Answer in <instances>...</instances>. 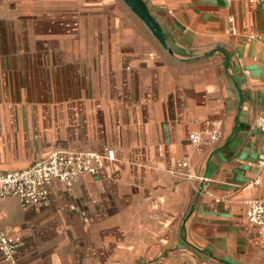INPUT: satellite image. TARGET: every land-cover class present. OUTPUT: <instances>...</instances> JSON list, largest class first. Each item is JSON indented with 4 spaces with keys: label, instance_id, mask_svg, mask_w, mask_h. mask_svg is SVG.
I'll list each match as a JSON object with an SVG mask.
<instances>
[{
    "label": "crops",
    "instance_id": "crops-1",
    "mask_svg": "<svg viewBox=\"0 0 264 264\" xmlns=\"http://www.w3.org/2000/svg\"><path fill=\"white\" fill-rule=\"evenodd\" d=\"M140 1L152 22L125 0H0L27 46L0 47V170L115 153L47 206L0 199L14 264H264L245 216L264 201V0Z\"/></svg>",
    "mask_w": 264,
    "mask_h": 264
},
{
    "label": "built area",
    "instance_id": "built-area-1",
    "mask_svg": "<svg viewBox=\"0 0 264 264\" xmlns=\"http://www.w3.org/2000/svg\"><path fill=\"white\" fill-rule=\"evenodd\" d=\"M254 124L264 132V114L258 115ZM189 138L192 143L202 140L197 132L190 133ZM217 138V132L209 134V139ZM112 160H115V153L107 148L103 152L78 148L52 150L25 168L0 170V199L16 197L24 208L47 206L53 184L59 183L68 189L84 175L99 174L104 164ZM182 164L188 162L182 161ZM257 166H264V145L258 154ZM245 216L260 231L264 230V201H246ZM18 246V240L0 228L2 264L15 263Z\"/></svg>",
    "mask_w": 264,
    "mask_h": 264
},
{
    "label": "rangeland",
    "instance_id": "rangeland-1",
    "mask_svg": "<svg viewBox=\"0 0 264 264\" xmlns=\"http://www.w3.org/2000/svg\"><path fill=\"white\" fill-rule=\"evenodd\" d=\"M13 29L10 26L1 24L0 25V47L1 48H19L27 47L24 44V41H21V38L18 34L17 40L14 41L12 38Z\"/></svg>",
    "mask_w": 264,
    "mask_h": 264
},
{
    "label": "water",
    "instance_id": "water-1",
    "mask_svg": "<svg viewBox=\"0 0 264 264\" xmlns=\"http://www.w3.org/2000/svg\"><path fill=\"white\" fill-rule=\"evenodd\" d=\"M140 16L144 17L148 22H152L148 13L144 9L140 0H125Z\"/></svg>",
    "mask_w": 264,
    "mask_h": 264
}]
</instances>
